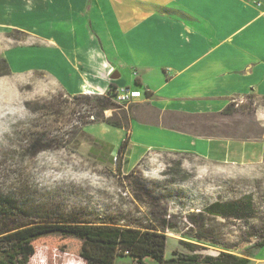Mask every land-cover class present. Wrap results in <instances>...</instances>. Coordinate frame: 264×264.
Returning <instances> with one entry per match:
<instances>
[{
    "label": "crops",
    "instance_id": "obj_1",
    "mask_svg": "<svg viewBox=\"0 0 264 264\" xmlns=\"http://www.w3.org/2000/svg\"><path fill=\"white\" fill-rule=\"evenodd\" d=\"M6 30L40 43L12 51L11 60L40 57L39 68L55 66L70 93L139 81L144 96L119 129L128 157L264 158V0H0ZM49 56L58 58L53 65ZM234 102L242 107L222 114ZM246 102L254 108L243 109Z\"/></svg>",
    "mask_w": 264,
    "mask_h": 264
},
{
    "label": "rangeland",
    "instance_id": "obj_2",
    "mask_svg": "<svg viewBox=\"0 0 264 264\" xmlns=\"http://www.w3.org/2000/svg\"><path fill=\"white\" fill-rule=\"evenodd\" d=\"M39 45L23 32H0V58L8 65L5 70L0 63L1 188H16L35 199L50 197L59 212L73 211L95 222L150 223L167 236L165 257L175 248L187 251L179 243L184 240L203 254L225 251L248 255L251 264H264L260 244L264 243V158L241 163L167 151L139 159L136 151L129 157L127 151L117 155L123 131L102 119L112 115L115 119L124 112L129 124L133 103L114 101L120 107L97 115L95 108L76 97L94 93L68 92L57 80L55 66L41 70V58L26 52L11 60L12 51ZM51 58L44 60L53 65L58 58ZM128 84L143 94L142 86L131 79ZM247 103L243 109L254 108ZM36 133L42 140L29 149ZM244 198L251 201L248 217L205 211L211 203ZM56 241V235L35 240L28 264H85L80 257L62 253ZM146 259V264L156 263ZM113 264L134 262L116 257Z\"/></svg>",
    "mask_w": 264,
    "mask_h": 264
},
{
    "label": "trees",
    "instance_id": "obj_3",
    "mask_svg": "<svg viewBox=\"0 0 264 264\" xmlns=\"http://www.w3.org/2000/svg\"><path fill=\"white\" fill-rule=\"evenodd\" d=\"M0 63L7 70L6 59L0 58ZM134 84L140 86L137 79ZM116 87L110 83L104 94L76 97L81 98L82 103L95 108L97 115H100L106 109L120 107L114 103ZM147 93L145 91V95ZM241 107H235L231 103L222 110V114H233ZM126 119L127 114L122 112V115L119 114L115 119L112 115L102 121L127 130L129 124ZM41 140L42 135L36 133L34 139L27 145L28 148H35V144ZM127 144L126 135L117 148V155L120 156L127 151ZM251 208L250 199L244 198L214 202L206 206L205 211L224 217L243 218L251 215ZM191 220L196 221L192 217ZM159 223L163 224V221ZM52 235L58 237L55 247L68 256L82 258L85 264H113L116 257L125 256L132 257L137 264H142L145 258H151L159 264H251L248 255H236L225 251H219L216 255L203 254L196 251L193 243L184 240H180L179 243L187 251L175 248L170 257H165L167 236L150 223L124 226L107 221L95 222L80 217L73 211L59 212L50 197L35 199L27 196L22 190L0 187V264H28L35 252L33 242Z\"/></svg>",
    "mask_w": 264,
    "mask_h": 264
},
{
    "label": "built area",
    "instance_id": "obj_4",
    "mask_svg": "<svg viewBox=\"0 0 264 264\" xmlns=\"http://www.w3.org/2000/svg\"><path fill=\"white\" fill-rule=\"evenodd\" d=\"M143 96H144V92L142 94V92L139 91L138 89H134L128 86L116 87L114 101L119 104H126L138 100ZM234 105L238 106V103L234 102ZM89 118L93 119L94 116L91 114Z\"/></svg>",
    "mask_w": 264,
    "mask_h": 264
},
{
    "label": "bare ground",
    "instance_id": "obj_5",
    "mask_svg": "<svg viewBox=\"0 0 264 264\" xmlns=\"http://www.w3.org/2000/svg\"><path fill=\"white\" fill-rule=\"evenodd\" d=\"M82 93H84V94H89V93H92L91 91H89V90H87V89H83V92Z\"/></svg>",
    "mask_w": 264,
    "mask_h": 264
}]
</instances>
